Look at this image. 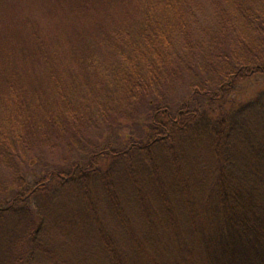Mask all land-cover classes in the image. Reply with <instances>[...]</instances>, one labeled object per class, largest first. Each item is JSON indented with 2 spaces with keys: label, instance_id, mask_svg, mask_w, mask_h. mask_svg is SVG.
Masks as SVG:
<instances>
[{
  "label": "trees",
  "instance_id": "trees-1",
  "mask_svg": "<svg viewBox=\"0 0 264 264\" xmlns=\"http://www.w3.org/2000/svg\"><path fill=\"white\" fill-rule=\"evenodd\" d=\"M102 1L56 42L0 15V264H264V89L229 99L264 78V0Z\"/></svg>",
  "mask_w": 264,
  "mask_h": 264
},
{
  "label": "rangeland",
  "instance_id": "rangeland-1",
  "mask_svg": "<svg viewBox=\"0 0 264 264\" xmlns=\"http://www.w3.org/2000/svg\"><path fill=\"white\" fill-rule=\"evenodd\" d=\"M62 1H66V3L63 4ZM90 1L89 3H83V0H25L18 3L15 0L16 3L10 4V8H5L0 15L7 16L5 23L10 24L11 29L16 31L17 35L22 36L24 40L36 37L42 41L56 42L65 40L66 33L73 28L91 26V23L98 17H103L105 9L111 8L110 5L103 7L102 0L96 4ZM9 39L13 41V37ZM251 81L238 82L235 92L229 96V99L235 97V100L238 101L236 104H242L247 102L249 98H253L257 91L264 89L263 77L259 76ZM245 117L246 119L247 117L250 118L249 116ZM251 120L254 121L255 119ZM253 123L259 124L258 121ZM121 178L123 185L118 188L119 194L128 199V196L133 198L131 194L133 188L130 184L132 181L125 174ZM149 182L150 179L145 181L147 186L150 185ZM60 199L63 205L47 220L45 230L61 232L64 237H66L64 230L68 231L71 234V238H69L71 245L74 240H83V231L85 230L82 229L90 230V221L86 218L87 213L81 202L74 201L78 199V195L65 193L62 194ZM136 212L138 213V211ZM180 216H182V213ZM142 222H145V220H142ZM76 255L79 261H82V254L77 252Z\"/></svg>",
  "mask_w": 264,
  "mask_h": 264
}]
</instances>
